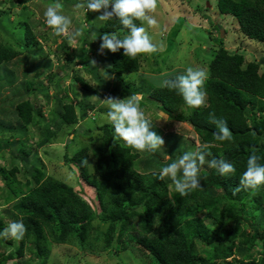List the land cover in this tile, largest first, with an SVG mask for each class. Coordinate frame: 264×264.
<instances>
[{
	"label": "trees",
	"instance_id": "obj_1",
	"mask_svg": "<svg viewBox=\"0 0 264 264\" xmlns=\"http://www.w3.org/2000/svg\"><path fill=\"white\" fill-rule=\"evenodd\" d=\"M216 4L220 13L234 17L243 36L264 44V0H217ZM2 13L6 11L0 9ZM134 23L140 27V20ZM17 28L23 34L11 35L15 47L9 42H0V63L36 44V36L27 22H21ZM95 30L100 36L114 33L121 39L128 34L116 19L104 21ZM85 34H89L88 29ZM213 52L207 62V79L203 86L207 93L206 104L201 107L189 108L175 90L157 86L149 80H144L145 85L131 88L134 94L148 95L157 102V107L169 118L177 116L179 110L185 112L174 119L186 120L202 145L200 151L206 158L199 172L200 187L181 196L170 188L168 180L157 178L159 172L136 171L133 167L138 157L136 150L116 138L110 123H104L100 126L103 134L96 139L99 144L92 148V170L82 163L87 160L88 146L70 157L77 165L80 178L95 189L97 207L83 199L81 192L74 190L72 185L45 174L38 164L30 171L31 179L25 181L16 179L17 167H0L8 189L3 198L12 203L8 216L12 222H22L26 228L19 241L0 238V264L14 259L15 253L6 251L14 243H18V257L23 256L26 246L38 257H43L45 264L49 239L63 243L69 235H75L84 243L92 230L106 247L115 242L116 248L111 253L117 255L126 249L120 237L134 221L137 231L131 234L129 241L151 255L156 264H264V230L260 229L264 223V184L255 190L241 189L233 195L250 155H257L258 163L264 165V71L259 72L260 61L253 56L248 58L241 48L219 46ZM85 55L86 49L81 48L78 61L83 62ZM139 68V55L133 59L116 52L111 55L105 71L120 77ZM85 98L79 100V113L72 103L59 100L56 108L59 119L48 121L42 127L38 144L50 140L66 125L84 119L87 110L93 107ZM16 108L25 126L13 128L14 132L26 127L38 130L37 124L45 120L36 103L29 99L17 103ZM209 113L227 123L232 133L230 141L215 140L218 129ZM18 145L24 155L31 154L32 150L25 145ZM213 158L232 163L235 173L220 176L216 169L208 166ZM139 205L143 207L140 211ZM159 214L161 219L156 224L155 216ZM243 222L249 225V232L242 227ZM3 229L0 217V232Z\"/></svg>",
	"mask_w": 264,
	"mask_h": 264
},
{
	"label": "rangeland",
	"instance_id": "obj_2",
	"mask_svg": "<svg viewBox=\"0 0 264 264\" xmlns=\"http://www.w3.org/2000/svg\"><path fill=\"white\" fill-rule=\"evenodd\" d=\"M57 2L63 5L62 14L71 18L70 31L81 32L74 40L64 35H53L45 24L44 12L49 5ZM81 2L83 0H0V9L6 11L0 14V42H9L15 47L11 35L22 36L23 32L17 28L21 22L28 23L37 39L36 44L26 51L0 63V76L3 75L0 79V167H17L16 179L25 181L31 179L30 171L38 164L45 174L72 185L74 190L81 192L83 199L97 207L95 189L80 178L77 165L70 157L82 147L88 146L86 159L88 169L92 170V148L99 144V139H96L103 134L100 126L108 123V107L101 100L108 96L125 99L134 94L132 86L145 85L144 80L160 86L166 77L184 74L188 67L201 68L207 73L213 51L219 46L243 49L248 58L253 56L260 61L259 72H262L264 44L243 36L234 17L219 12L217 0H157L155 12L149 14L156 19V26L149 27L146 22L140 21V27H145L158 51L140 54L139 70L119 77L105 71L113 53L105 49L103 54H98L102 36L97 34L95 28L104 22L97 19L100 13H85L76 9L75 5ZM90 23L93 27L89 26ZM87 29L88 35L85 34ZM81 48L87 51V55L82 58L83 62L77 58ZM117 52H123V49ZM93 60L95 65L90 63ZM135 94L140 96L141 110L153 123L150 130L164 140L162 148L155 153L136 151L138 157L133 162L136 171L159 172L185 152L200 151L202 145L192 126L186 120L174 119L185 112L179 110L177 116L168 118L160 113L157 102L148 95L139 92ZM85 96L93 104L87 110V116L75 124L66 125L47 142L38 144L42 127L48 121L59 119L56 108L61 99L64 103H72L75 112L79 113V100ZM27 99L36 103L45 120L37 124L38 130L26 127L14 132L13 128L25 126L16 105ZM17 144L25 145L32 150L31 154L24 155ZM13 145L17 148L13 149ZM165 179L174 190L173 182L167 177ZM7 190L0 172V217L4 228L12 222L8 216V212L12 211V203L3 198ZM137 209L140 211L143 207L139 205ZM160 219V214L156 215L155 223L158 224ZM135 225L134 221L121 235L120 239L126 243V249L117 255L111 253L116 248L115 242L114 246L106 247L103 241L96 238L97 232L93 230L84 243L75 235H69L63 243H54L49 239L45 264H156L151 255L143 253L129 241L131 234L137 231ZM242 227L249 232L250 227L246 222L242 223ZM260 229L264 230V223ZM17 247L18 243H14L6 249L7 252L15 253L14 259L6 264H43V257H38L26 246L23 256L18 257Z\"/></svg>",
	"mask_w": 264,
	"mask_h": 264
},
{
	"label": "clouds",
	"instance_id": "obj_3",
	"mask_svg": "<svg viewBox=\"0 0 264 264\" xmlns=\"http://www.w3.org/2000/svg\"><path fill=\"white\" fill-rule=\"evenodd\" d=\"M109 6H111V10H109ZM75 8L83 10L85 13L89 11L100 13L97 19L101 21L116 19L124 29L128 30V34L122 39L114 33H105L101 37L102 42L99 45L98 54H103L105 49L111 53L123 49L124 56L134 59L137 55L158 51L145 27H137L134 23V21L140 20L146 22L149 27H155L157 21L149 14L155 12L157 0H83V2L77 3ZM62 9L63 5L59 2L49 5L44 12L45 24L51 29L53 35H64L74 40L81 32L80 30L70 31L71 18L62 14ZM90 63L95 65L96 62L93 60ZM206 79L207 74L203 69L188 67L184 74L177 75L174 79L162 80L160 87L175 90L182 97L186 106L197 108L206 104L207 93L203 90ZM101 101L108 107L107 122L114 128L116 138L138 152L155 153L162 148L164 140L156 132L150 130L153 123L141 110L138 94H132L125 99L108 96ZM209 116L211 122L218 129L214 134L215 140L230 141L232 133L227 123L224 120H217L214 113H209ZM208 154L210 155V153ZM205 158L203 151L185 152L178 160L161 168L157 178L160 180L169 178L174 184L175 191L181 196H186L192 190L200 187L199 170L204 165ZM258 160L259 157L255 154L249 156L246 170L239 179L238 187L233 189V195L240 192L241 189L255 190L264 184V165L259 164ZM82 163L88 164V161L84 160ZM209 166L216 169L217 173L223 177H228L229 174H234L236 171L232 163L223 159L213 158L209 161ZM25 232L24 224L14 221L0 232V238L19 241Z\"/></svg>",
	"mask_w": 264,
	"mask_h": 264
},
{
	"label": "water",
	"instance_id": "obj_4",
	"mask_svg": "<svg viewBox=\"0 0 264 264\" xmlns=\"http://www.w3.org/2000/svg\"><path fill=\"white\" fill-rule=\"evenodd\" d=\"M221 34L223 35V31H221ZM160 113H161L163 116H167V114H166L165 112L160 111Z\"/></svg>",
	"mask_w": 264,
	"mask_h": 264
}]
</instances>
